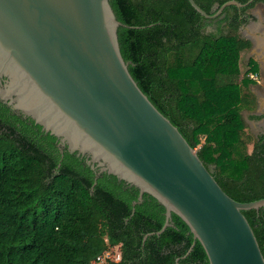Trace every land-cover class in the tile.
I'll list each match as a JSON object with an SVG mask.
<instances>
[{"label":"trees","instance_id":"1","mask_svg":"<svg viewBox=\"0 0 264 264\" xmlns=\"http://www.w3.org/2000/svg\"><path fill=\"white\" fill-rule=\"evenodd\" d=\"M194 1L212 13L227 0ZM257 1L264 0L205 18L188 0H110L132 77L222 190L242 202L264 197V128L247 132L243 115L264 119L254 112L255 95L243 91L257 61L249 58L236 79L241 52L251 47L238 29ZM57 143L0 101V264H90L108 244H120L116 264H209L198 240L182 257L193 237L175 213L160 234L144 238L162 227L164 207L147 193L132 205L136 186L106 172L95 178L84 155ZM242 213L264 257V207Z\"/></svg>","mask_w":264,"mask_h":264},{"label":"water","instance_id":"2","mask_svg":"<svg viewBox=\"0 0 264 264\" xmlns=\"http://www.w3.org/2000/svg\"><path fill=\"white\" fill-rule=\"evenodd\" d=\"M205 18L218 16L194 0ZM110 0H0V101L30 117L91 168L138 188L165 209L160 234L175 213L202 245L209 264H264L243 210L264 197L237 201L222 190L178 128L141 90L118 42ZM133 27V26H130ZM176 259V262H178Z\"/></svg>","mask_w":264,"mask_h":264},{"label":"rangeland","instance_id":"3","mask_svg":"<svg viewBox=\"0 0 264 264\" xmlns=\"http://www.w3.org/2000/svg\"><path fill=\"white\" fill-rule=\"evenodd\" d=\"M247 13L252 14L254 17L247 23L241 25L238 33L250 39L251 47L241 52L239 63L240 75L236 79L240 81L244 77L245 71L248 68V59L254 58L257 61L258 70L256 73L253 72L248 75L252 78V82L249 84V88H243V91L250 90L255 95L256 106L254 112L261 114L264 112V1H257L253 7L247 10ZM211 29L212 26L207 27V30ZM243 115L247 120V132L256 135L262 131L264 128V119L257 121L247 119L248 114L246 111H243ZM250 149L251 145L248 146V150ZM92 169H94L96 175L97 169Z\"/></svg>","mask_w":264,"mask_h":264},{"label":"built area","instance_id":"4","mask_svg":"<svg viewBox=\"0 0 264 264\" xmlns=\"http://www.w3.org/2000/svg\"><path fill=\"white\" fill-rule=\"evenodd\" d=\"M121 257L120 244H108L93 257L90 264H116L121 260Z\"/></svg>","mask_w":264,"mask_h":264},{"label":"flooded vegetation","instance_id":"5","mask_svg":"<svg viewBox=\"0 0 264 264\" xmlns=\"http://www.w3.org/2000/svg\"><path fill=\"white\" fill-rule=\"evenodd\" d=\"M16 113H18V112H16ZM19 114H20V113H19ZM84 156L86 157V161H87V158H88L87 155H84ZM96 169H97V171H98V167H96Z\"/></svg>","mask_w":264,"mask_h":264}]
</instances>
